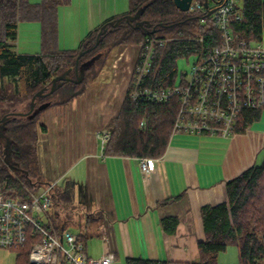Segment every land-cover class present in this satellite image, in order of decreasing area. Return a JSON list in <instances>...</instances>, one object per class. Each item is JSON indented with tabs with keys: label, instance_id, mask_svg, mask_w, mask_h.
<instances>
[{
	"label": "trees",
	"instance_id": "obj_1",
	"mask_svg": "<svg viewBox=\"0 0 264 264\" xmlns=\"http://www.w3.org/2000/svg\"><path fill=\"white\" fill-rule=\"evenodd\" d=\"M202 4L206 0H196ZM211 4L213 0H208ZM71 0H0V80L11 78L13 90L8 93L0 82V101L5 102V113L17 111V104L30 108L32 96L45 86L50 87L55 76L70 70L76 78V66L95 57L85 67L80 82L65 81L55 92L39 96L36 108L43 102L67 105L82 95L88 83L97 77L107 65L111 53L122 44L133 42L144 48L154 39V51L146 84L153 88H165L177 84L178 65L181 57L204 56L220 39V30L211 20L209 10L197 12L180 10L174 0H129L125 13L112 16L90 31L77 48L63 49L59 45L58 10ZM205 6V5H204ZM144 8L136 20L127 17ZM240 18L231 27L249 40L264 38V0H241L237 5ZM206 17V22L201 18ZM121 18L119 23L117 19ZM143 22L136 25V21ZM41 23V49L35 53H22L17 48L20 22ZM100 31H103L100 35ZM99 38V43L95 42ZM202 38V39H199ZM91 48V49H89ZM85 51L80 55L81 51ZM183 80V79H182ZM130 81L119 113L108 123L110 138L104 143L103 152L108 155L142 157L162 156L170 142L173 124L178 112L177 99L158 102L133 99ZM58 96L57 100H53ZM29 99V100H28ZM27 100V102H25ZM25 107V108H26ZM12 115L6 123L5 133L12 139V163L19 170H12L3 160L0 141V193L6 196L29 199L42 184L53 185L52 205L69 195L68 190L56 192V184L44 179L38 169L37 144L41 113ZM264 106L248 110L240 115L237 131H244L260 117ZM25 111V109H22ZM227 198L217 205L202 207L205 238L199 241V257L183 264H220L218 256L231 243L237 245L240 264H264V158L251 165L226 183ZM66 202V201H65ZM178 222L174 216L165 217L163 224L173 228ZM53 233L60 234L59 227L44 221ZM37 236V235H36ZM35 236V237H36ZM84 241V234H78ZM35 237L29 235L25 244L17 246L14 264H32L29 251ZM126 264H170L166 259L127 257ZM59 264H68L62 260Z\"/></svg>",
	"mask_w": 264,
	"mask_h": 264
},
{
	"label": "crops",
	"instance_id": "obj_2",
	"mask_svg": "<svg viewBox=\"0 0 264 264\" xmlns=\"http://www.w3.org/2000/svg\"><path fill=\"white\" fill-rule=\"evenodd\" d=\"M128 9L129 0H71L61 5L60 47L77 48L103 21ZM24 23L41 36L40 22ZM118 47L119 61L108 62L82 95L47 108L39 117V126L45 127L37 144L39 172L56 184L57 193L69 194H62V202H55L41 219L61 232L84 234V249L91 257L114 253L112 264H126L127 257L166 259L170 264L196 260L199 241L205 238L202 207L226 200L227 181L257 164L259 145L252 139L251 124L229 137L202 133L175 138L193 134L174 132L165 153L154 158L150 174L143 172L138 157L104 154L100 132L121 109L141 49ZM216 136L229 140L222 157L216 154L219 141H210L220 140ZM169 216L178 218L173 228L163 224Z\"/></svg>",
	"mask_w": 264,
	"mask_h": 264
},
{
	"label": "built area",
	"instance_id": "obj_3",
	"mask_svg": "<svg viewBox=\"0 0 264 264\" xmlns=\"http://www.w3.org/2000/svg\"><path fill=\"white\" fill-rule=\"evenodd\" d=\"M240 1L213 0L206 7L192 0L188 12L214 9L210 18L220 30V39L204 56L195 60L192 70L179 84L165 88L147 85L145 80L151 66L154 39L140 49L132 72L130 95L133 99L158 102L176 98L179 106L173 133L229 137L237 132L241 113L264 106L263 39H246L231 27L233 21L240 18L236 9ZM201 20L206 22L207 18ZM110 136L108 129L100 132L103 143ZM139 162L145 174L155 168L152 157H142ZM52 188V184L46 185L27 200L0 193V247L15 249L25 244L29 235H37L29 251L32 264H59L62 260L68 264H112L114 253L91 257L77 233L64 229L56 234L45 226L40 215L52 206Z\"/></svg>",
	"mask_w": 264,
	"mask_h": 264
},
{
	"label": "rangeland",
	"instance_id": "obj_4",
	"mask_svg": "<svg viewBox=\"0 0 264 264\" xmlns=\"http://www.w3.org/2000/svg\"><path fill=\"white\" fill-rule=\"evenodd\" d=\"M21 24L22 25H21L20 31L18 33V38L16 41L17 42L16 49L19 52H22V51L33 52L36 50H40L41 49V42H40L41 36H40V32L38 31V29L36 30L34 27H31V25H29L30 23L22 22ZM23 24H28V25H23ZM263 42H264V38H263ZM128 44L137 45V44H134L133 42L128 43ZM118 48H115L113 50L108 62L112 63L113 61L115 62L117 59L119 61L120 56L122 54L121 53L122 50H119ZM197 58H198V55H191L189 57H181L178 59L177 61V65H178L177 83H181L183 77L188 75L186 73H190V71L192 70L193 64ZM119 80H121V77H119ZM0 82H2L4 86H6L8 93L12 92L13 85H12L11 78H4L0 80ZM58 98H59L58 96H54L53 100H57ZM25 102H27V100ZM6 105L7 104L5 102L0 101V113L5 112ZM25 107L26 105H21L18 103L17 111L24 112L22 111V109H25V111H27L28 109L27 107L26 108ZM252 131H253V133L251 134L252 139L254 140V142L258 143L259 145L258 149L260 151V154L258 156L259 161L257 162V165H259L264 158V146L262 147V144L264 145V109L261 111L260 117L251 124V132ZM192 134L193 135H188V134L184 135V134L179 133L176 135L175 138L180 137V136L200 137L199 135H196L198 133H192ZM216 137H219V136H216ZM219 138L220 140H210V141H214V142L219 141L217 142L218 145H215V147L221 150H219L216 154L219 155L218 157H222L225 155V151H226V148L228 147L229 140H226L223 137H219ZM215 147L213 149H215ZM261 147L262 149H260ZM206 148H212V145H208L206 146ZM43 188L44 186L41 184L39 188L37 189V192L41 191ZM44 214L45 213L42 214V217ZM73 229L75 231L82 230L81 228H73ZM16 254H17V251L14 248L10 249L6 247H0V264H14ZM218 263L220 264H240L239 250H238L237 245L234 243H231L227 246L225 251L220 252L218 256Z\"/></svg>",
	"mask_w": 264,
	"mask_h": 264
},
{
	"label": "water",
	"instance_id": "obj_5",
	"mask_svg": "<svg viewBox=\"0 0 264 264\" xmlns=\"http://www.w3.org/2000/svg\"><path fill=\"white\" fill-rule=\"evenodd\" d=\"M176 6L182 10V11H187L190 7V3L192 2V0H174ZM204 5L207 7L209 5L208 0H206L204 2ZM144 8H141L140 10L137 11V13L135 15H131L128 16L127 18L129 20H136L141 13L143 12ZM214 11V9H210L209 10V14H211ZM119 21H121V18L117 19L116 23H119ZM143 22L140 20L136 21V25H142ZM103 31H100L99 35L102 33ZM99 43V38H97L95 45H97ZM91 49V48H89ZM85 51H81L80 55H82ZM95 60V57H92L90 60H87L86 62H84L83 66L80 68V72L78 69V65L76 66V78H72L69 76V72L65 71L63 74L57 75L53 78L52 80V84L50 87L45 86L42 89H40L39 91H37L31 98L30 101V108L27 111L24 112H20V111H10L5 113L2 117H0V141L2 142L3 145V160L10 166V168L12 170H19L20 168L18 166H16L14 163H12V139L5 133V127H6V123L7 121L10 119V117L12 115H29L31 114L32 116L35 115L38 111L43 110L45 108H47L50 105V101H46L41 103L37 108H36V102H37V98L39 96H47L49 94H52L53 92H55L61 85H63V83L65 81H75V82H80L83 80L84 78V74H85V67L90 65L93 61ZM62 239V237H61Z\"/></svg>",
	"mask_w": 264,
	"mask_h": 264
},
{
	"label": "flooded vegetation",
	"instance_id": "obj_6",
	"mask_svg": "<svg viewBox=\"0 0 264 264\" xmlns=\"http://www.w3.org/2000/svg\"><path fill=\"white\" fill-rule=\"evenodd\" d=\"M4 115V113H0V117H2Z\"/></svg>",
	"mask_w": 264,
	"mask_h": 264
},
{
	"label": "bare ground",
	"instance_id": "obj_7",
	"mask_svg": "<svg viewBox=\"0 0 264 264\" xmlns=\"http://www.w3.org/2000/svg\"><path fill=\"white\" fill-rule=\"evenodd\" d=\"M209 2V1H208ZM237 9V8H236ZM179 84V83H178ZM171 99H174V98H171ZM176 99V98H175Z\"/></svg>",
	"mask_w": 264,
	"mask_h": 264
}]
</instances>
